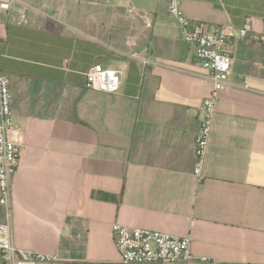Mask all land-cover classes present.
<instances>
[{
	"label": "crops",
	"instance_id": "0c3cea01",
	"mask_svg": "<svg viewBox=\"0 0 264 264\" xmlns=\"http://www.w3.org/2000/svg\"><path fill=\"white\" fill-rule=\"evenodd\" d=\"M180 6L201 31L248 30L229 46L201 181L194 138L211 82L166 0H16L0 12L21 144L13 241L54 259L40 264H121L116 223L190 237L217 264H264V0ZM95 64L120 71L118 93L87 87Z\"/></svg>",
	"mask_w": 264,
	"mask_h": 264
},
{
	"label": "built area",
	"instance_id": "2783aa9c",
	"mask_svg": "<svg viewBox=\"0 0 264 264\" xmlns=\"http://www.w3.org/2000/svg\"><path fill=\"white\" fill-rule=\"evenodd\" d=\"M16 0H0V12L10 9ZM169 17L177 24L184 43L193 51L197 65L211 82L209 94L202 100L198 111L200 122L194 138V176L201 181L212 120L222 90L230 86L228 79L232 56L229 46L243 39L246 28L215 27L201 31L183 13L180 0H166ZM131 10H129L130 12ZM143 64H156L142 60ZM88 88L107 94L120 90V71L100 64L85 73ZM9 81L0 71V205L6 209V221L0 223V264H40L54 259L42 253L18 249L13 241L11 225V183L16 173L21 150L19 128L13 124L10 109ZM115 248L121 264H217L211 257H196L191 252L190 237H175L165 233L140 228H128L121 224L112 226Z\"/></svg>",
	"mask_w": 264,
	"mask_h": 264
}]
</instances>
